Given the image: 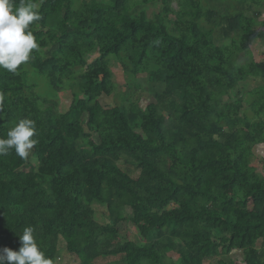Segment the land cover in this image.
Returning <instances> with one entry per match:
<instances>
[{"label":"trees","instance_id":"trees-1","mask_svg":"<svg viewBox=\"0 0 264 264\" xmlns=\"http://www.w3.org/2000/svg\"><path fill=\"white\" fill-rule=\"evenodd\" d=\"M202 1L34 0L39 48L15 74L0 69V137L30 118L38 141L27 159L0 156V249L18 251L31 226L52 264L61 251L74 264H264V154L260 169L251 163L264 143V50L249 56L264 0ZM110 57L145 77L154 101L126 92L101 107L114 92ZM110 169L126 178L136 239L96 229L93 205L123 217Z\"/></svg>","mask_w":264,"mask_h":264},{"label":"clouds","instance_id":"clouds-1","mask_svg":"<svg viewBox=\"0 0 264 264\" xmlns=\"http://www.w3.org/2000/svg\"><path fill=\"white\" fill-rule=\"evenodd\" d=\"M39 6L34 0H19L18 4L15 0H0V69L15 74L22 64L29 62L33 50L39 48L31 30L42 19ZM3 103L4 96L0 94V108ZM35 135V122L30 118L20 119L6 137H0V156L14 149L17 156L27 159L38 143L33 138ZM33 233L31 226L23 229L18 251L8 247L0 249V264H52Z\"/></svg>","mask_w":264,"mask_h":264},{"label":"rangeland","instance_id":"rangeland-1","mask_svg":"<svg viewBox=\"0 0 264 264\" xmlns=\"http://www.w3.org/2000/svg\"><path fill=\"white\" fill-rule=\"evenodd\" d=\"M202 9L205 8V2L201 0ZM158 5V3H156ZM171 6L173 8L178 7L177 0H171ZM259 10L262 12L260 16V20L264 22V4L263 6H258ZM157 8L152 7L149 9L150 11H155ZM257 29H262L260 26ZM228 41V40H227ZM264 50V38L256 44H252L249 48V56L253 59H258L259 53ZM110 68L112 71V81L114 83V92L111 95L101 94L98 96L95 101L101 107H109L114 105L115 103H120L122 101V97L126 92L129 93V99L133 102H139L141 106H144L146 103L154 101L152 94L149 92V82L145 77L141 76L138 78H134L133 76H127L124 74L123 69L118 61L110 57ZM235 63L244 62L243 55H239L235 60ZM29 80L37 82V90L43 96H49L51 94V90L49 89L46 79L43 76H39L34 73L31 69L28 73ZM134 84H137L139 87L136 88ZM246 89H251L256 85V82L253 80H247L242 83ZM72 93L69 89H65L58 93L57 100L59 104L60 110H65L68 107V104L72 100ZM264 154V143L258 144L253 147V155L251 157L252 165L256 166L258 169L261 167V162ZM105 178L112 184L118 198L120 201L124 203L122 208V218L116 220L114 218H109L106 216V211L103 206L93 205L94 210L96 211V229H101L103 231H108L112 228V226L116 225L122 236L121 239H125L126 233L128 232L130 236L134 239L137 238L136 231L133 226L126 221V219L131 215V210L129 207V195L126 192V178L123 176L118 170L110 169L109 171L104 170ZM177 204H169L167 209H171L176 207ZM229 257L241 261L242 254L239 250H233ZM214 259H212L213 261ZM75 260L68 253L61 251V257L56 260V264H74ZM98 264H102L101 260L97 261Z\"/></svg>","mask_w":264,"mask_h":264}]
</instances>
